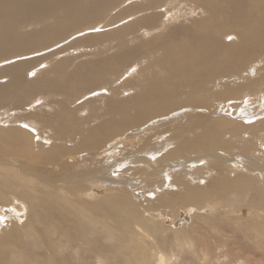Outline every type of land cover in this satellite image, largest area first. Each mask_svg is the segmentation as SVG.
Instances as JSON below:
<instances>
[{"label": "bare ground", "instance_id": "1", "mask_svg": "<svg viewBox=\"0 0 264 264\" xmlns=\"http://www.w3.org/2000/svg\"><path fill=\"white\" fill-rule=\"evenodd\" d=\"M0 61V264L264 257V0H0Z\"/></svg>", "mask_w": 264, "mask_h": 264}, {"label": "rangeland", "instance_id": "2", "mask_svg": "<svg viewBox=\"0 0 264 264\" xmlns=\"http://www.w3.org/2000/svg\"><path fill=\"white\" fill-rule=\"evenodd\" d=\"M200 15H202V14H200ZM75 33H76V35H75ZM98 33H100V32H74V36H73V38H80L82 35H88V34H98ZM226 33H229V32H226ZM73 35V34H72ZM79 49H80V51H82L83 50V48H81V47H79ZM99 50V49H98ZM33 51H36V49H34ZM66 52H63V53H61V54H59L58 55V57H63V56H65L64 54H65ZM78 53V52H77ZM104 54H106L105 52H104ZM77 55V54H76ZM81 58V57H80ZM85 58H88V57H84V59ZM2 64H4V62H1L0 61V65H2ZM142 67H144L143 69H145V64L142 66ZM69 69H71L70 68V66L68 67ZM159 68V69H158ZM153 69H155V70H153ZM160 67L159 66H154V68H152L151 70H153V71H155V72H160ZM150 70V72L149 73H151L152 71ZM57 71L55 70V69H53L50 73L52 74V75H54L55 73H56ZM153 73V72H152ZM28 78H29V76H28ZM6 79H8V77H6ZM5 79V80H6ZM3 80V79H2ZM128 93V92H127ZM80 93H78L76 96H80L79 95ZM129 96V95H128ZM125 98L127 97V96H124ZM47 101L49 100V97L46 99ZM46 100L44 99V100H41V101H38V102H35L34 101V103H32L33 104V106H31L30 108H28V110H32V111H34V110H36V111H38V110H41V108L42 109H44L45 107L44 106H42V105H40V103L41 102H46ZM125 103H127V102H125ZM227 102H225V103H223V102H221L220 104H218V105H216V107H217V109H216V111H215V113H217L219 110H221V111H223V112H221V113H219V114H221V115H223V116H225L226 118H228V119H232V117H231V112L229 111V110H227V108H226V106H227V104H226ZM255 104V103H254ZM254 104H252V105H254ZM39 105H40V107H39ZM241 105H243V104H241ZM252 105H249L247 108H249L250 106H252ZM38 106V107H37ZM73 106V105H72ZM263 106V102L261 101V106H260V108ZM34 108V110H33V108ZM37 107V108H36ZM12 112H13V110L11 111H9L8 112V114H10V116H12L13 114H12ZM258 112V111H257ZM0 113L3 115V117H2V115L0 114V119H1V121L3 120V118L5 117V113L3 112V110H0ZM79 113L80 112H78V119L80 120V122L82 121V116L84 115V111H83V114H82V112L80 113L81 115H79ZM12 114V115H11ZM41 113H39L38 115H40ZM81 116V117H80ZM261 118V119H264V109H262L260 112H258L257 113V115L255 116V118ZM254 118V117H253ZM253 118H251V119H253ZM93 119H94V123L97 121V119L95 120V118L93 117ZM93 123V122H92ZM251 124H256V122L255 121H249L248 122V125H251ZM33 125H35L36 127L38 126V128L40 129V126L41 125H39V124H34L33 123ZM52 126V125H51ZM45 127V126H44ZM129 127V126H128ZM128 127H125V129L126 128H128ZM43 128V127H42ZM263 130H264V128H263ZM49 133H51L50 131H48ZM67 134V133H66ZM69 134H71V132H68V134L67 135H69ZM264 134V133H263ZM61 136V135H60ZM112 137V136H111ZM110 137V138H111ZM82 139V136L80 135L79 137H76L75 138V140H73L74 142L76 141V140H78V139ZM72 141V142H73ZM255 141V140H254ZM71 142V141H70ZM258 145H260V143H258ZM111 149H112V147H111ZM113 150V149H112ZM83 153H85V151L84 152H82L81 154H83ZM217 166L218 167H216L215 165L214 166H212L211 168L212 169H214L213 171H217V173H219V174H221V175H223V176H225V177H228V179H230V180H232L233 182H236V181H239L240 179H242V177H237V176H233V175H230V174H232V172H230L229 173V170H226L225 172H223V171H221V170H223V165L222 164H220V163H218L217 164ZM221 167V168H220ZM212 171V172H213ZM207 174V173H206ZM128 175V176H127ZM220 175V176H221ZM125 177L123 178V180H124V182H123V186H125L126 184H127V188H129V191L131 192V193H133L134 191L133 190H135V194H136V198H134V196H132V195H130V194H127L126 192V194L125 195H128V197L130 198L131 197V199L136 203V205L140 208V209H146V208H154V206H157L158 205V200H160V199H162V201L165 199V197L166 196H168V197H166L167 199L169 198V197H173V198H175V195H168V194H166V196L164 195V194H162V195H160V196H158V194H157V192H154L153 193V195L152 196H150L149 198H147V197H145V196H142V195H146L147 193L146 192H149V191H153V189H155V188H153L154 187V185L153 184H150V183H147L146 184V182L145 181H143V180H141V179H139V174H131V172H129V173H127L126 175H124ZM132 176H134V177H132ZM135 178H136V180H135ZM138 178V179H137ZM127 180V181H126ZM129 181V182H128ZM137 181V182H136ZM141 182H142V184H141ZM59 182H55L54 184H58ZM141 184V185H140ZM63 185V184H62ZM64 186V185H63ZM142 186H144L143 188H142ZM140 187V188H139ZM138 188V189H137ZM145 189H147V190H145ZM150 189V190H149ZM113 189H111V191H112ZM122 190V189H121ZM145 190V191H144ZM114 191H118V193L119 194H121V192L122 191H120L119 192V188L118 187H116L115 188V190ZM138 191V192H137ZM141 191V192H140ZM142 192H144V193H142ZM150 193H152V192H150ZM218 195H220V194H215L214 195V197H217ZM165 196V197H164ZM133 197V198H132ZM155 198V199H154ZM157 198V199H156ZM135 199V200H134ZM93 201V199L92 198H90L88 201L90 202V201ZM87 201V202H88ZM91 201V202H92ZM148 201V202H147ZM154 202V203H153ZM151 204V205H150ZM148 205V206H147ZM11 206H13L14 208H15V205H11ZM7 210H9L8 208H7ZM236 210L239 212V213H241L240 211L242 210V213H243V217L244 218H247V217H250L251 215H250V213H252V212H250V210L248 209V207H241V206H237V208H236ZM250 215V216H249ZM22 217H23V215H21V217H18V219H20V221H21V219H22ZM189 221V220H188ZM244 239V238H243ZM233 258V260H234V257H232ZM224 259V264H227V262H228V259H225L224 257L222 258H220V261L222 262V260ZM249 261H250V263L249 264H264V257H262V258H257L256 257V255H254V258H251V259H248ZM221 262H220V264H221Z\"/></svg>", "mask_w": 264, "mask_h": 264}]
</instances>
